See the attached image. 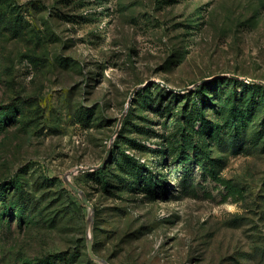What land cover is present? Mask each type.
I'll use <instances>...</instances> for the list:
<instances>
[{
	"label": "rangeland",
	"instance_id": "1",
	"mask_svg": "<svg viewBox=\"0 0 264 264\" xmlns=\"http://www.w3.org/2000/svg\"><path fill=\"white\" fill-rule=\"evenodd\" d=\"M0 264H264V0H0Z\"/></svg>",
	"mask_w": 264,
	"mask_h": 264
},
{
	"label": "water",
	"instance_id": "2",
	"mask_svg": "<svg viewBox=\"0 0 264 264\" xmlns=\"http://www.w3.org/2000/svg\"><path fill=\"white\" fill-rule=\"evenodd\" d=\"M204 81H205V80H204ZM179 91H181V90H179ZM103 165H104V162H103V164H101V165H99V166H94V167H89V168H79V169H78V172H86V171H90V170H93V169H99V168L103 167ZM68 185H69V186H70L75 192H77V193H79V194L81 195V198H82L83 203H85V204H86L87 206H89L90 208H93L92 205H91V203L88 201L86 194H85L82 190H80L76 185H74V184H73L72 182H70L69 180H68ZM88 249H89V253H90V255H91L94 259L101 260L99 257H97V256L94 255V253H93V251H92V242H91L90 239L88 240Z\"/></svg>",
	"mask_w": 264,
	"mask_h": 264
}]
</instances>
